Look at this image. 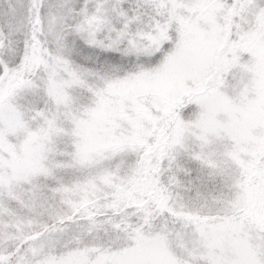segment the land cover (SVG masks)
<instances>
[{
    "label": "rangeland",
    "instance_id": "rangeland-1",
    "mask_svg": "<svg viewBox=\"0 0 264 264\" xmlns=\"http://www.w3.org/2000/svg\"><path fill=\"white\" fill-rule=\"evenodd\" d=\"M0 264H264V0H0Z\"/></svg>",
    "mask_w": 264,
    "mask_h": 264
},
{
    "label": "trees",
    "instance_id": "trees-1",
    "mask_svg": "<svg viewBox=\"0 0 264 264\" xmlns=\"http://www.w3.org/2000/svg\"><path fill=\"white\" fill-rule=\"evenodd\" d=\"M100 54V53H99ZM99 54H97L98 56H97V60L98 61H101V60H103V61H107V62H110V63H116L117 61V59L116 58H114L115 56H119L118 54H116V53H111L110 51H103L100 55ZM159 54H160V52H159ZM122 57V56H121ZM101 59V60H100Z\"/></svg>",
    "mask_w": 264,
    "mask_h": 264
}]
</instances>
